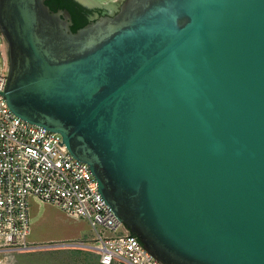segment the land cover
<instances>
[{
  "label": "water",
  "instance_id": "1",
  "mask_svg": "<svg viewBox=\"0 0 264 264\" xmlns=\"http://www.w3.org/2000/svg\"><path fill=\"white\" fill-rule=\"evenodd\" d=\"M46 1L0 0L11 111L163 264H264V0H125L77 31Z\"/></svg>",
  "mask_w": 264,
  "mask_h": 264
},
{
  "label": "built area",
  "instance_id": "2",
  "mask_svg": "<svg viewBox=\"0 0 264 264\" xmlns=\"http://www.w3.org/2000/svg\"><path fill=\"white\" fill-rule=\"evenodd\" d=\"M6 48L0 34V253L34 248L28 236L31 198L35 197L85 218L97 242L61 246L90 248L101 264H163L119 220L89 166L71 154L62 136L11 111L3 95L8 85L9 63L3 57Z\"/></svg>",
  "mask_w": 264,
  "mask_h": 264
},
{
  "label": "rangeland",
  "instance_id": "3",
  "mask_svg": "<svg viewBox=\"0 0 264 264\" xmlns=\"http://www.w3.org/2000/svg\"><path fill=\"white\" fill-rule=\"evenodd\" d=\"M6 49H3V57L8 61ZM93 237L94 232L85 218L69 215L32 197L28 242L34 248L15 254L0 253V264H101L90 248L61 246L81 242L96 245Z\"/></svg>",
  "mask_w": 264,
  "mask_h": 264
},
{
  "label": "flooded vegetation",
  "instance_id": "4",
  "mask_svg": "<svg viewBox=\"0 0 264 264\" xmlns=\"http://www.w3.org/2000/svg\"><path fill=\"white\" fill-rule=\"evenodd\" d=\"M48 1L51 2L49 6L50 8L53 7L54 11L67 10L71 14L72 28L75 26L76 21H84L85 19L86 23L80 27L82 28L101 17L115 15L125 0H67L69 4H62L58 0H47L46 3ZM105 1L113 4L115 8L112 10L111 4Z\"/></svg>",
  "mask_w": 264,
  "mask_h": 264
},
{
  "label": "trees",
  "instance_id": "5",
  "mask_svg": "<svg viewBox=\"0 0 264 264\" xmlns=\"http://www.w3.org/2000/svg\"><path fill=\"white\" fill-rule=\"evenodd\" d=\"M55 1H57V0H55ZM58 1H61L62 4H69V2H67V0H58ZM47 4L50 5L51 2L48 1ZM51 8H52V10H55V9H53V7H51ZM85 23H86L85 19H84V21H76V24L72 28V30L77 31V29L80 28L81 26H83Z\"/></svg>",
  "mask_w": 264,
  "mask_h": 264
},
{
  "label": "bare ground",
  "instance_id": "6",
  "mask_svg": "<svg viewBox=\"0 0 264 264\" xmlns=\"http://www.w3.org/2000/svg\"><path fill=\"white\" fill-rule=\"evenodd\" d=\"M94 1H96V0H94ZM106 2V1H105ZM114 2V1H113ZM106 3H108V2H106ZM108 4H111V3H108ZM111 7H112V10L115 8V6H113V4H111Z\"/></svg>",
  "mask_w": 264,
  "mask_h": 264
}]
</instances>
